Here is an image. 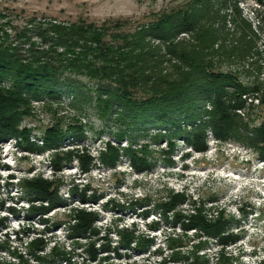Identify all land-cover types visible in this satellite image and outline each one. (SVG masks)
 <instances>
[{
	"label": "trees",
	"instance_id": "16d2710c",
	"mask_svg": "<svg viewBox=\"0 0 264 264\" xmlns=\"http://www.w3.org/2000/svg\"><path fill=\"white\" fill-rule=\"evenodd\" d=\"M227 1L224 0V4ZM209 4L210 0H194L185 8L162 11L150 23L133 31L119 30L121 26L118 23L112 24L116 25L113 28L106 22L98 25L84 20L69 23L49 21L45 26L41 23L35 31L46 48L35 47L29 42V28H20L11 36L0 32V138L21 134L26 140L28 130L19 131L17 127L20 119L33 115L32 101H41L50 110L54 107L52 111L56 114L63 106L61 97L65 93L68 97L65 107L77 115L67 120L64 116L51 120L43 134V146L29 144V148L42 151L59 148L67 137L80 140L86 124L79 114L93 109V114L104 124L110 121L119 124L113 141L115 145L112 141L105 142L106 150L101 152V162L115 166L124 154L135 171H147L154 163L149 147L146 144L135 147L132 143L121 146L119 141L135 128L157 126L151 138L157 141L164 134L168 137L166 150L161 151L166 154L163 162L169 165L174 163L170 154L175 149L176 137H181L196 151L206 150L203 130H187L179 123V120L188 123L205 113L210 115L209 127L218 138L223 140L234 136L257 148L260 157L264 158V147L258 143L264 140V133L258 132L259 137L247 136L238 128L237 116L229 111L226 87L234 88L230 95H238L246 89L241 82L238 83L234 70L216 68L218 58L226 54L221 53L220 47L219 50L214 48L218 35L210 23L220 13L217 10L206 15ZM220 16L225 19L226 15ZM247 27L250 29V25ZM11 28L16 29L14 26ZM184 32L191 34L192 41L175 40ZM251 32L254 34L253 30ZM242 35L244 37L245 33ZM24 43L30 44L26 54L21 52L20 45ZM235 51L227 57H237L235 54L241 52V47ZM81 77L95 83V87L90 88L77 81ZM7 81L9 85L3 87ZM207 101L211 104L210 110L204 108ZM161 127L166 131L161 132ZM63 154L68 160L72 152ZM56 157L64 159L61 152L55 153V167L58 166ZM77 158L83 170L92 164L91 158L84 154ZM23 187L30 201L37 199L48 203L31 204L27 216L46 215L53 206L62 202L58 186L52 182L35 179L24 182ZM92 197L94 200L98 198L95 193ZM164 198L156 208L162 210L165 219L170 215L171 222L181 228V233L167 237L168 252L164 253L161 247L154 250L160 255L155 264H207L206 250L212 243L218 247L216 258L219 259L225 247L235 243L243 234L240 223L248 212L241 206L238 209L242 216L236 218L227 214L224 208L214 207L212 210L206 206L207 202L216 199L214 195L196 202L186 198L184 192L171 189ZM86 199L85 192H82L80 200ZM184 202L190 204L185 212L177 209ZM142 204L134 201L130 208L134 210L136 205ZM141 211L144 215L149 212L148 208ZM97 216L93 211L75 209L66 214L65 222L48 224V218H40L41 230L29 224L21 228V235L15 233L19 240L22 237L28 239L23 252H12L17 263L0 258V264H117L114 259L122 258L121 247L150 252L153 238L139 233L134 223L130 228L117 224L101 228L96 225ZM60 224L66 227L73 245L57 239L51 241L46 236V231ZM190 230H193L191 235L188 233ZM112 233L117 238L115 244ZM3 244L0 248L7 247ZM76 246L82 247L85 257L73 263V247ZM124 255L129 257V254ZM261 262L264 264V245Z\"/></svg>",
	"mask_w": 264,
	"mask_h": 264
},
{
	"label": "rangeland",
	"instance_id": "374dc122",
	"mask_svg": "<svg viewBox=\"0 0 264 264\" xmlns=\"http://www.w3.org/2000/svg\"><path fill=\"white\" fill-rule=\"evenodd\" d=\"M193 1L0 0V32H7L11 36L20 28H29V42L34 43L35 47L46 48L47 45L43 44L35 31L41 23L45 26L49 21L69 23L84 20L98 25L105 22L108 25L118 23L121 26L119 30L133 31L142 24L150 23L162 11L185 8ZM228 1L224 4V0H210L205 11L206 15H211L217 10L220 15H226L225 19L219 15L210 23L218 35L215 50L220 47L221 53L226 54L218 58L216 68L224 71L234 70L238 83L241 82L242 87L245 86L246 90L238 95H230L234 88L226 87L229 93L226 96L230 105L229 111L237 116V126L241 132L249 137H259L258 132L264 133V0H257L259 5L255 0ZM28 22H31V25ZM247 25H250V29ZM11 26L16 29L13 30ZM115 26L112 25L113 28ZM183 39L192 41L191 34L181 33L175 40ZM29 45L21 44V52L26 54L25 50ZM239 47L242 54L236 53L237 57L229 59L227 56L237 52L235 50ZM77 81L86 83L90 88L96 85L86 77ZM7 85L8 81L2 84L3 87ZM253 98L258 101H253ZM61 100L63 106L56 114L52 111L54 107L50 110L43 102L32 101L33 115L20 119L17 127L19 131L28 130L25 138L27 141L21 134L0 138V244L6 242L7 246L0 248L1 259L17 263V258L12 252H23L28 241L25 237L20 240L15 237V233L22 232V227L33 224L34 228L41 230L43 224L40 218H48V224L55 221L65 222L68 212L84 209L97 213L98 227L117 224L119 227L130 228L134 223L139 233L153 238L150 252L121 247L122 258L114 259L117 264H155L160 255L154 250L161 247L164 253L168 252L165 243L167 237L181 233V228L171 222L170 215L165 219L162 210L156 208L158 203L164 201L166 192L172 189L174 192H184L186 198L196 202L200 198L207 199L214 195L216 199L207 202L206 206L212 207V210H215L214 207L224 208L227 214L236 218L242 216L238 209L240 206L248 212L240 223L243 231L241 238L225 247L219 259L216 258L218 247L212 243L206 250L209 258L207 264H262L264 158L260 157L257 148L234 136L223 140L218 138L209 127L210 115L201 113L188 123L183 120H179V123L187 130H203L207 145L205 151H196L181 137H176L175 149L170 154L174 163L167 165L163 162L166 154L161 150H166L168 137L164 134L162 139L156 141L151 136L155 135L157 126L138 127L131 130L129 135L126 134L119 141L120 145L127 146L132 143L138 147L146 144L152 151L153 167L137 172L130 167L129 158L124 154L115 166H110L101 162V152L106 150V141H112V145H115L113 141L116 140L115 133L119 124L112 121L104 124L93 114V109H88L86 114H79L82 122L85 121L86 124L80 140L75 141L76 139L67 137L60 143L59 148H46L42 151L29 148V144L43 146V134L51 120L60 116L67 120L74 114L77 115L65 107L68 102L65 93ZM259 102L260 107H256ZM204 108L210 110V102L207 101ZM165 131L166 128L161 127V132ZM258 143L264 147V140ZM68 151L72 154L67 160L63 153ZM57 152H61L64 159L56 157L58 166L55 167L54 156ZM81 154L92 160L86 170L82 169L77 158ZM35 179H43L57 185L62 202L53 206L46 215L27 216L31 204H48L37 199L29 200V194L25 192L23 184ZM82 192H85L86 200H80ZM93 193L98 196L96 200L92 199ZM134 201H141L143 204L136 205L132 210L130 206ZM143 208L149 210L146 215L141 211ZM189 208L190 204L184 202L177 209L185 212ZM188 233L191 235L193 230ZM45 234L51 241L57 239L73 245L67 236L66 227L62 224L46 231ZM110 235L115 244L116 236L114 233ZM80 242L85 244L82 239ZM73 248V263L80 262L85 257L82 247ZM124 253L129 254V257Z\"/></svg>",
	"mask_w": 264,
	"mask_h": 264
},
{
	"label": "built area",
	"instance_id": "2783aa9c",
	"mask_svg": "<svg viewBox=\"0 0 264 264\" xmlns=\"http://www.w3.org/2000/svg\"><path fill=\"white\" fill-rule=\"evenodd\" d=\"M257 3H258V5L260 4L257 0H255ZM245 95V94H244ZM254 99V100H253ZM253 99H250L251 101L253 100V101H255V100H257L256 98H253ZM258 101V100H257ZM259 104H260V102H259ZM259 104H256V107L258 106L259 107Z\"/></svg>",
	"mask_w": 264,
	"mask_h": 264
}]
</instances>
